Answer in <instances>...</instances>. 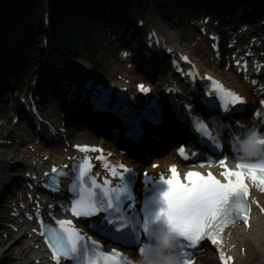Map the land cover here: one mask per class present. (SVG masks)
I'll list each match as a JSON object with an SVG mask.
<instances>
[{
  "label": "snow or ice",
  "instance_id": "6c2138e0",
  "mask_svg": "<svg viewBox=\"0 0 264 264\" xmlns=\"http://www.w3.org/2000/svg\"><path fill=\"white\" fill-rule=\"evenodd\" d=\"M168 51L171 52L172 49ZM183 59L188 61L189 58L184 56ZM237 63L239 64V61ZM177 67L182 71L178 65ZM187 75L195 78L197 73L193 69ZM207 80L212 82L213 77L208 76ZM138 87L142 93L150 91L143 84ZM169 91L179 90L170 89ZM108 100V95L104 94L95 99L94 103L99 110H107ZM202 102L210 112L221 105L223 111L228 112L235 106L244 105L246 100L237 92L225 89L217 81L214 88L207 90V96H202ZM173 104L177 115L189 121L193 132L199 136L201 146L210 148L223 157L219 160V165L223 168L221 175L224 179L218 178L212 172L202 174L200 171L191 170L186 173L185 181L181 179L176 165L170 166L171 175L168 177L162 173L156 176L145 172L143 173L145 196L142 209H137L136 204L140 200L134 195V186L139 173L122 162L116 165L105 162V168L110 171L115 182L104 178L100 183L91 171L95 167L91 163V158H76L82 162L75 165L78 175L69 189L73 194L70 211L74 217L83 218L84 222H89V226L94 231L107 239L126 246L137 245L138 252L144 259L147 257L158 259L155 247L164 244L168 246L167 255L177 257L178 264H192L190 249L200 247L205 241L212 245H220L221 232L226 226L237 218L248 221L250 206L247 197L250 190L246 180L250 177L253 182H258L261 187H264V157L248 160L247 156L257 144L264 146V133L259 131L258 122L246 136H233L234 141L240 142V150L244 152V155H240V150L233 147L234 158L239 163L235 168H231L227 163L228 158L223 156L222 143L212 134L194 106L183 105L176 98L173 99ZM149 108H155V114L151 110H146L132 120L135 126L129 129L127 133L129 138L137 141L141 139L144 134V129L141 127L143 119L153 124L160 123L162 118L160 109L156 105H150ZM129 111L126 109L120 114L127 117ZM261 115L260 112L253 113L257 121ZM75 147L85 152L102 151L87 145ZM178 153L184 160L207 159L203 153H193L190 157L183 145L178 149ZM97 159L103 160V157ZM40 168L41 175L49 178L52 183L49 190L62 191L57 182L59 179L57 173L62 172L67 175L68 166L64 165L63 169L53 166L51 176L43 172L42 165ZM44 186L48 187V184ZM52 207L49 205V209ZM59 207L62 211H69L62 205ZM49 215H52L51 211ZM101 215L103 219L99 223L90 222V218ZM29 218L31 219L32 216ZM36 218L40 224L39 235L45 238L55 264H61L62 261L71 262V264H132L119 250H105L98 242L82 233L71 219L55 220L57 226H52L45 223L39 214ZM220 257L224 264L232 260L231 257H226L223 251L220 252Z\"/></svg>",
  "mask_w": 264,
  "mask_h": 264
},
{
  "label": "bare ground",
  "instance_id": "6f19581e",
  "mask_svg": "<svg viewBox=\"0 0 264 264\" xmlns=\"http://www.w3.org/2000/svg\"><path fill=\"white\" fill-rule=\"evenodd\" d=\"M223 1L224 0H215V2H214V5H215L214 10L216 12L222 11V13H224V10L223 9L221 10L220 7L217 5V4H219V3L223 2ZM97 2L99 4H101L99 1H97ZM30 3H31V0H0V24H4V22L6 20H8L9 22H15L16 23L15 25H16V28H17V32H21L20 29H21V26H22V21H23V18L27 16L26 9L29 8ZM4 6L5 7L7 6L9 8V11H7L4 8L2 9V7H4ZM21 7H24L25 11H22L20 9ZM108 8H111V7L110 6H106L103 9H108ZM40 11L41 10H36L35 12H40ZM228 13H231V11L229 10ZM212 14H213V12H211V11L208 12V15H212ZM180 20L182 21V19H180ZM259 28H261V27H259ZM262 28H264V27H262ZM1 31L3 32V30H1ZM5 42L12 44L10 39H3V40L0 39V44L5 43ZM113 63H115V62H113ZM10 65H11V69H13L15 66H19V64L17 62H11ZM114 65H116V64H114ZM0 71H2L5 74L10 73V70L7 67V63L6 62H0ZM35 71L36 72H40L41 71L40 66H39V68L35 69ZM0 82H2V81L0 80ZM59 119H61V118H59ZM72 137H73L74 141H81V142L96 141L97 140L95 135H93L90 131L85 130V129H80L79 131L74 132L72 134ZM116 138L117 137H115V139ZM116 141L118 142L117 139H116ZM34 146L37 149H39V147H40V146H38L36 144H34ZM41 151H44V150L41 149ZM28 152H29V154H30V156L32 158L36 157L35 156L36 152H33L31 150H29ZM39 157H40V159H42V156L40 154H39ZM7 158L1 159V161H5ZM1 163H3V162H1ZM20 240L21 239L17 240L16 242L19 243ZM14 245L10 246L9 249L14 247ZM2 257L4 259V262H6L9 259V256L7 254V250L2 253ZM208 261L209 262H207V264H215L212 259H209Z\"/></svg>",
  "mask_w": 264,
  "mask_h": 264
},
{
  "label": "trees",
  "instance_id": "16d2710c",
  "mask_svg": "<svg viewBox=\"0 0 264 264\" xmlns=\"http://www.w3.org/2000/svg\"><path fill=\"white\" fill-rule=\"evenodd\" d=\"M65 1L66 0H53L52 2L51 9L54 20L53 24L55 28V36H54L55 41H57L58 37L63 34L62 28L64 24L68 21L69 12L65 11L64 9ZM3 8L9 11V8L7 6L2 7V9ZM20 9L22 11H25L24 7H21ZM36 10H39L38 1L31 0L29 8L26 9L27 16L23 18L21 28L25 29L26 31H31L32 29L35 28L34 22L36 19L34 17V12ZM15 24H16L15 22H9L8 20H6L4 24H0V37H1L0 39L1 40L10 39V41L12 42V44L6 42L2 43L0 44V48H4V49L11 48L16 51L19 49L20 42L17 43L18 36L21 40L23 36L19 34V32H17V28ZM1 30H3V32Z\"/></svg>",
  "mask_w": 264,
  "mask_h": 264
},
{
  "label": "clouds",
  "instance_id": "9594fccd",
  "mask_svg": "<svg viewBox=\"0 0 264 264\" xmlns=\"http://www.w3.org/2000/svg\"><path fill=\"white\" fill-rule=\"evenodd\" d=\"M158 252L164 255V260L162 264H178V258L177 257H170L167 255L168 252V246L161 244L158 248ZM141 264H147V262L143 259L141 261Z\"/></svg>",
  "mask_w": 264,
  "mask_h": 264
}]
</instances>
